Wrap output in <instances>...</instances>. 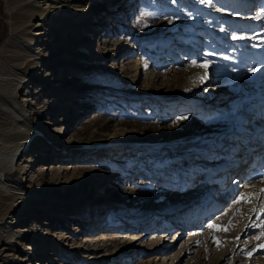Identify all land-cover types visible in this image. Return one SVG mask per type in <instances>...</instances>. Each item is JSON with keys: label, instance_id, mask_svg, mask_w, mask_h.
<instances>
[{"label": "rangeland", "instance_id": "obj_1", "mask_svg": "<svg viewBox=\"0 0 264 264\" xmlns=\"http://www.w3.org/2000/svg\"><path fill=\"white\" fill-rule=\"evenodd\" d=\"M23 1L0 0V72L20 77L7 52L15 39L26 44L34 36L29 46L38 63L13 95L16 105L0 87V182L9 188L0 189V236L18 234L9 246L0 242V264H264V253L254 250L264 245L259 198L225 217L251 184L239 185L219 210L200 220L198 214L189 227L154 220L181 214L178 220L203 207L206 198L194 199L201 175L225 160L204 170L197 160L217 162L214 152L227 151L217 144L231 136L232 125L258 126L247 124L248 107L243 116L219 118L250 98L255 47L261 42L264 50L259 0H35L43 14L33 19V32H24L14 15ZM82 11L94 18H81ZM202 78L217 80L200 92L207 99L193 90ZM28 128L36 138L9 167ZM209 128L215 138H205ZM176 134L190 139L175 141ZM4 191L26 198L3 199ZM45 196V203L33 199ZM186 203L192 210L182 213ZM220 221L212 234L208 225ZM247 227L253 231L245 237Z\"/></svg>", "mask_w": 264, "mask_h": 264}, {"label": "bare ground", "instance_id": "obj_2", "mask_svg": "<svg viewBox=\"0 0 264 264\" xmlns=\"http://www.w3.org/2000/svg\"><path fill=\"white\" fill-rule=\"evenodd\" d=\"M115 2H117V1H114L113 3H115ZM120 3H123V0H121L117 5H119ZM245 5H247V2L245 3ZM36 7H38V4L36 3L35 0H25V1L22 2V9L20 8L21 11L15 13L14 12L15 11L14 9L16 7H10L9 8V10L11 11V13L14 12V15H16L18 18L22 19V22L24 21L23 22V25L25 26L24 32L25 31H32L33 32V30L37 27L35 25L33 19L35 17H37V16L41 17L43 13L42 12H36L35 11ZM54 12H56V15H59L61 13V10H55ZM80 14H81V18L82 17H86L87 20L94 18V14L88 15L85 11L80 12ZM101 16H103V15H101ZM100 21H101V19L100 20H97V22L95 23V27L98 25V23ZM121 29L123 30L121 32V34L127 32V28L126 27L121 28ZM20 37H21V35H20ZM14 38H16V37H14ZM22 38H21V40H22ZM11 39H9V41ZM15 40H14V44H11L12 48L10 49V51L8 50L7 52H10V54H11L10 56L12 57V60L13 61H16V63H17L16 66H17V70L20 72V77L15 76L14 74H11V73H6L4 71L2 73L0 72V87H2V88H6L7 87L6 89H8L10 91V92H8V93H10L9 94L10 95L9 98L12 100L11 103L13 102V105L14 104L16 105V102H15L16 100H15V97L13 95H15L22 87H25L26 86L25 85V82L23 81V79L28 78L29 77V75H28L29 72L31 70H36V68L38 66V63L34 60V58L37 56V52H36V50H32L30 48V46H29L30 43H33L35 41L34 36H31L30 38H28L29 41L26 44L24 42L23 43H20V42L15 41ZM25 41H27V39ZM8 47H9V45H8ZM263 52H264V50H262L261 54ZM263 58H264V54L261 55V57L258 59V62L257 63L254 62L255 71L253 72V74H254L253 78H251V81H252L251 89H249V91L246 92V93L250 94L249 95L250 98H248L247 100H241L240 104L237 107V111L234 112L233 115L226 116V118H219L220 120H225L226 119L227 121H229V120H232L234 118H237L238 116H240V114H241V116H243V112H245L244 111V108L245 107H248L247 108V111H250V112L246 116H248L250 119L248 120L247 124L257 123L256 125H258V126H254V124H252L253 126L251 128L250 127H247V126H239V127L235 128V127H232L233 125L232 126L230 125L231 126V129H234L233 131L228 132L229 134H231V136H229L228 138H224V141L221 144H217V145H219V147H221L220 145H222V144L223 145H226V148L225 149L227 151H225V152H222L221 151V152H217V153L214 152L215 158L219 157L220 159L217 162L215 160H213V161H209V162H206V163L200 162V161H203L204 160V157H200V159H198L199 161L197 160L198 163H199V165H203L204 164L201 168H204L205 165L209 166V165L216 164V163L219 165V164H221L223 162V160H225L224 161V164H221L223 166L218 167V169L217 168H215V169L211 168L212 170H210L211 172H210L209 175L216 176V177H221L222 179H228V180L230 179V177L235 176L237 178L238 175H240V174L243 175L244 172H245V169L250 165V163L252 162V160H253L254 156L256 155L257 151L260 148H262L259 145L260 144H264V109H262V110L259 109V106H263L264 107V103H262L260 101L259 102L257 101L258 99H260L261 101L264 100V93H261V92H264V90H263L264 89V60H263ZM141 70H142V67H141ZM204 78H202V80L198 81L197 86L193 89V90H195V92L198 93L199 98H203V99L207 97L208 92L205 93V94H204V92L203 93H200V92L202 90L206 89V87L210 88V86L212 84L214 85V82L217 81L216 79H215L216 81L215 80H211L212 82L209 80V82L206 83L205 82V79L206 78L205 79ZM35 90H37V87H36ZM190 91L193 93L192 90H188V92H190ZM208 97H210V96H208ZM255 99H257V100H255ZM19 106H21V105H19ZM23 108H22V110H23ZM22 110L20 108V112L21 113H24ZM15 112H16V115L19 113V111H15ZM259 118H261V119H259ZM13 119H14V117H13ZM242 123H244V122H242ZM10 124L11 125H10L9 128H5L4 127L9 133L13 131V128L15 127V124L16 123L14 124V121L12 120ZM224 124H226V122L225 123H222L220 121V125L218 127L221 128V130L222 129L227 130L228 129V126L226 128L225 127L222 128ZM119 125L120 124H115V126H114L117 131H120L121 128H122V127L119 128L120 127ZM221 125H222V127H221ZM22 126H25V125H22ZM28 129H29V133H27V134H24L23 133V135H22L21 134V131H18L17 133H15L16 135L17 134H21V137H20V140H19L20 145H19V147H17V149H15L16 152L11 155V157L9 159V162H10L9 167L12 165V163H13L14 159L16 158V156H18V157L21 156L24 153L23 151H25V149H27V147L36 138L35 137V134H36L35 131H33L31 128H28ZM116 130H114V133L112 135V137L114 138V140L120 139L119 138L120 136L118 134H116ZM216 133L217 132H213L209 128L204 133V135H205V138L206 139L213 138V137L215 138L214 135H216ZM235 134L238 135V136H234L233 137V142L230 144L231 137H232V135H235ZM186 136L187 135L176 134L175 136H172V138L175 141L176 140H189L190 138L189 137L188 138H185ZM205 138H201V139H203L205 141L204 143H206L208 145L210 143V140H206ZM206 144L203 147H206ZM221 148H223V147H221ZM200 150H203L202 147H201ZM192 153H194V152H192ZM192 153H190V155H193ZM33 157H35V156H33ZM32 163H33V161L31 159V160H29V162L27 163V165H30ZM228 166L230 168H227ZM9 167H7L6 170L9 169ZM205 168H209V167H205ZM191 173H193V171H191ZM207 174L208 173H206V175ZM206 175L204 177H206ZM204 177H203V183L205 182L204 181ZM239 185H238L239 187H245V186H243L241 184H239ZM261 185L263 186L264 185V182H261L259 184H253V185L251 184V187H245L244 194L240 195L241 197L238 200L239 203L238 202L235 203V205L232 208L228 209L227 214H226L225 217L228 219V217L231 215V213H232L233 210H235V212H236L238 210V208H240V203L241 202H245L246 203L252 197L253 198H259V201L262 204V208L264 209V191L263 192L258 191L261 188ZM5 187L6 186L2 185V182H0V189H2V190H4V189H7L8 190L9 189L8 187H6V188ZM201 191L202 190H200V192ZM234 191H236V190H234ZM234 191H233V193H234ZM200 192L195 196V198L198 197V195L200 194ZM0 194H2V193H0ZM106 196L107 195H104V198H103L104 200L107 198ZM228 196H230V195H228ZM2 197H3V199H9V200H14L15 198H17V199H19V198L25 199L26 198L25 195L23 196L21 194L17 195V194H12V193L9 194L6 191H4L3 195L1 196V198ZM207 197H209V196H207ZM207 197H206L204 203H200L203 207H204L206 201H208V199H211L212 202H213V199L211 197H209V198H207ZM33 199H40L41 201H43L45 203L48 198H47V196H45V197H35ZM121 201H120V199H116V201H115L116 202V205H119L120 206ZM197 203H199V200H197ZM188 205H191V203L188 204ZM188 205L182 206V208H181L180 211H182V213H185L186 211L192 210L189 207H187ZM169 206L172 207L171 205H169ZM203 207H201L200 209H202ZM170 210H172V208ZM7 211L11 214L15 210L12 207H9V208L7 207ZM180 211H178V212H180ZM79 212H80V214H82L83 211H80L79 210ZM178 212H176V213H178ZM86 214H82V218H86V217L89 216V215H86ZM251 214H252V211L248 212L247 218ZM180 215L181 214H179L178 216H173V215L169 216L168 217V218H170L169 221L165 220V218H160V216L154 218V220L156 222L159 219V221L156 223V225L159 224V225L165 227V225H167L171 220L176 219ZM258 215H259V211H256L254 217H256V216L259 217ZM21 219H23V216L19 217L18 220L20 221ZM19 221H17L18 222L17 225L23 224L24 222H27L28 220L25 219V220H22L21 222H19ZM245 222L246 221L243 222L242 228H243ZM212 225H214V227L213 228H209V229L211 230L212 234H214L215 231H217L218 229H221L222 223L220 221V222H217V223H213ZM252 231H251V228H248L247 227L246 230H245V233L243 234V236L247 237L249 235V233H251ZM17 235L18 234H10V233H7L6 232V234L4 236H0V242H5L4 244L5 245L6 244L8 245V244H10V240L14 236H17ZM166 235H167V233H163V236H162V238H161L160 241H162L163 239H165L166 238ZM20 236L22 238H25L27 241H30V239H27V235L26 234L25 235L22 234ZM36 242L37 241L34 240L33 243H36ZM255 249L257 250L256 254L257 253H260V254H263L264 253V245L261 246V247L258 246V248L254 247V250ZM41 251H43V249H42V246L40 244L38 246L37 250H36V252H37L36 254H38Z\"/></svg>", "mask_w": 264, "mask_h": 264}, {"label": "snow or ice", "instance_id": "obj_3", "mask_svg": "<svg viewBox=\"0 0 264 264\" xmlns=\"http://www.w3.org/2000/svg\"><path fill=\"white\" fill-rule=\"evenodd\" d=\"M260 15H261V16H264V12H262ZM233 39H245V37H242V36H235V35H234V36H233ZM262 182H264V181H262ZM262 191H264V190H262ZM237 202H239V201H237ZM208 227H209V228H213L214 225L209 224ZM262 235H264V234H262ZM257 239H259V237H257Z\"/></svg>", "mask_w": 264, "mask_h": 264}]
</instances>
